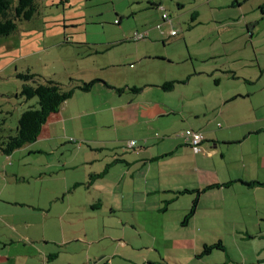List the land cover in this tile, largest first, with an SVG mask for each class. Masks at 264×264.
Returning a JSON list of instances; mask_svg holds the SVG:
<instances>
[{
  "label": "crops",
  "instance_id": "obj_1",
  "mask_svg": "<svg viewBox=\"0 0 264 264\" xmlns=\"http://www.w3.org/2000/svg\"><path fill=\"white\" fill-rule=\"evenodd\" d=\"M223 1L193 0L192 20L204 2L221 8ZM148 2V9L160 10V16L150 14L155 21L136 32L155 39H161L164 32L171 38L176 22L173 10L192 3ZM236 5L244 7L239 0L228 6ZM165 12L170 20H163ZM232 16L240 24L242 18L248 20L245 10ZM231 28L226 29L229 44L232 36L239 39ZM247 30L255 44L258 36L250 23ZM155 45V40L136 44L123 52V61L103 57L93 66L90 79L77 82L100 81L89 92L77 89L49 117L37 141L10 155L0 153V221L4 225L0 228V264H64L62 258L70 260L78 251H86L88 242L104 239L118 246L109 264L117 258L137 264L133 260L138 259L125 258L119 248L130 246L139 251L149 246L147 236L139 240L137 249L123 234L107 231L91 238L86 233L79 235L77 226L86 220L94 222V227L97 221L104 225L117 219L122 229L141 230L149 224V215L157 217V225L178 226L171 232H178V264H264V185L244 183H264V60L257 53L248 64L256 72L249 74L231 65L221 74L216 73L220 66L211 71L196 66L178 69V58L157 52ZM133 60L138 65L131 64L124 71L122 62ZM109 67L115 72L104 73ZM257 69L261 70L258 75ZM207 72L214 76L218 89L210 80H200L201 98H191L187 90H181L178 102V83L171 92L160 87L167 81L203 79L200 75ZM222 81L225 88H221ZM134 87L141 91H132ZM186 129L204 134L200 146L186 142ZM133 140L136 146L130 147ZM5 192L8 196L4 197ZM197 199L194 214L185 221ZM15 206L25 210L21 215H30L21 219L17 208L10 213ZM165 234L157 228L149 236L160 241ZM72 242L80 248L68 247ZM218 242L223 248L201 256L206 245ZM164 256L160 253L159 259ZM159 259L147 258L150 264ZM99 262L92 257L82 264Z\"/></svg>",
  "mask_w": 264,
  "mask_h": 264
},
{
  "label": "rangeland",
  "instance_id": "obj_2",
  "mask_svg": "<svg viewBox=\"0 0 264 264\" xmlns=\"http://www.w3.org/2000/svg\"><path fill=\"white\" fill-rule=\"evenodd\" d=\"M191 1V4L178 12L177 9L173 10L172 17L176 19L174 29L180 32L178 37L168 38L167 33L164 32L161 34V39H155L152 36L136 41L133 39L135 32L144 31V28L155 21H151L150 14L159 17L161 13L160 10L148 9V0H38L39 13L36 17L21 22L16 31L0 38V121L5 120L3 127L15 130L22 112L31 105H38L36 97L26 100L20 95L24 81L18 77V73L30 70L68 87L71 77L76 79V82L81 78L90 79L93 75V66L103 57H111L112 61H123V55H125L123 52L130 48L134 49V45L143 44L144 41L155 40L154 49L157 52L178 58V69L183 66H196L200 70L211 71L220 66L221 70L216 73L221 74L231 65L238 68L240 73L256 72L255 69H249L251 66L248 64L257 57V53L264 60V10L261 7L264 5V0H239L244 5L242 9L238 5L234 8L229 7L234 0H224L220 3L221 8L204 2L198 7L199 14L195 20H192L191 7L194 2ZM244 10L248 13V20L242 18L243 24L235 22L239 18L232 14L237 12L242 15ZM247 23H250L251 31L257 33L255 44H252V39L249 37ZM230 27H232L231 34H237L239 39L235 40L236 37L232 36L233 42L229 44L226 29ZM184 33L188 35V38L184 37ZM186 58L187 61H185ZM153 60L162 61L157 58ZM122 63L126 66L123 68L124 71L131 69V64L133 67L138 65L136 60ZM115 70L109 67L104 70V73H112ZM260 73L261 70L257 69V75ZM208 74L209 72L200 75L203 79L194 76L190 77L192 82L188 80L185 83H178V102L182 94L181 90H187L191 98H201L203 94L197 88L202 85L200 80H210L218 89L214 76H207ZM206 87L209 89V86L206 85ZM221 88H225V81H222ZM169 92H167L169 95L175 94ZM37 184L39 185L40 182ZM5 196H8L6 192ZM10 208H13L10 213L17 208L15 210L19 212L18 217L21 219L27 218L31 213L25 212L21 215L20 212L25 211L23 208L16 206ZM149 214L150 212H147L146 215ZM149 217V224L141 226V230L133 226L122 229L123 226L119 225L117 219L104 225H99L97 221L94 227V222L86 220L77 227L80 230L79 235L86 233L91 238H97L107 231L118 236L123 234L126 239L135 243L137 249L142 243L139 240L146 239L147 236L148 247L141 248L139 251L130 249V246L126 249L122 247L119 248V253L124 250L126 253L124 257L138 259L133 260L137 264H150L147 258L155 256L159 259L161 253L162 256L165 254L164 258L154 264H178V232L171 234L173 229H178V226L157 225L159 223L157 217L155 215H149ZM2 226L4 225L0 221V228ZM157 228L160 233L163 230L166 232L161 236L160 241L149 236ZM70 245L73 250L80 248V245L75 242L70 243L68 247ZM20 248L22 247H16L14 250ZM117 249V242L112 243L104 239L100 243L96 240L92 244L87 243L86 251H78L75 257H70V260L62 258V261L64 264L69 261L73 264H82L83 261L88 262L90 258L97 257L100 259L98 264H109L108 260L115 256ZM140 252L142 254L139 256ZM171 252L173 255L170 254ZM106 253L109 256L102 258ZM114 264L129 263L122 258H117ZM199 264L204 263L199 262Z\"/></svg>",
  "mask_w": 264,
  "mask_h": 264
},
{
  "label": "trees",
  "instance_id": "obj_3",
  "mask_svg": "<svg viewBox=\"0 0 264 264\" xmlns=\"http://www.w3.org/2000/svg\"><path fill=\"white\" fill-rule=\"evenodd\" d=\"M38 13V0H0V38L10 35L18 29L21 22L32 20ZM163 20L167 19L163 18ZM18 77L24 81L20 95L25 97L26 100L36 97L38 105H31L22 112L15 130L6 129L3 127L5 120L0 121V153L6 155H10L14 151L37 141L49 117L58 112L61 107L73 97L77 89L89 92L94 85L100 81L96 79L91 82L80 81L74 84L75 79H71L68 87H66L52 78H45L30 70L18 73ZM176 83H179V81H167L160 87L164 91H172ZM117 90L123 91L121 89ZM131 90L139 92L141 88L134 87L131 88ZM244 183L247 185H264V183L258 181ZM213 187H215V185L209 186V188ZM197 192L200 191L198 190ZM197 202L198 199L194 202L185 221L194 214ZM217 248H223V244L218 242L213 245H206L201 256L210 254Z\"/></svg>",
  "mask_w": 264,
  "mask_h": 264
},
{
  "label": "built area",
  "instance_id": "obj_4",
  "mask_svg": "<svg viewBox=\"0 0 264 264\" xmlns=\"http://www.w3.org/2000/svg\"><path fill=\"white\" fill-rule=\"evenodd\" d=\"M163 18L169 20L170 16L168 13L163 14ZM171 36H176L178 35V31L176 29L171 30L170 32ZM147 36V33L145 32H135L133 38L134 40H142ZM183 136L186 139V142L189 143L193 147H198L201 145V143L204 141L205 136L201 131L193 130V129H186L183 132ZM136 141H131L130 142V147H135L136 146Z\"/></svg>",
  "mask_w": 264,
  "mask_h": 264
}]
</instances>
